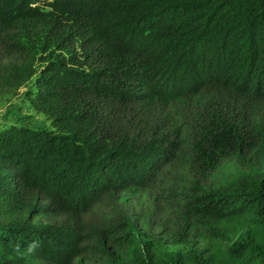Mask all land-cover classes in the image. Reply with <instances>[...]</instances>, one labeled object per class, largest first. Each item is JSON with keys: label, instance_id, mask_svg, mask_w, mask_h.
I'll list each match as a JSON object with an SVG mask.
<instances>
[{"label": "trees", "instance_id": "1", "mask_svg": "<svg viewBox=\"0 0 264 264\" xmlns=\"http://www.w3.org/2000/svg\"><path fill=\"white\" fill-rule=\"evenodd\" d=\"M28 86L0 264H264V0H0V96Z\"/></svg>", "mask_w": 264, "mask_h": 264}, {"label": "rangeland", "instance_id": "2", "mask_svg": "<svg viewBox=\"0 0 264 264\" xmlns=\"http://www.w3.org/2000/svg\"><path fill=\"white\" fill-rule=\"evenodd\" d=\"M29 86L23 89L19 95L0 96V126L24 124L34 129L50 127L45 116L37 113L26 97ZM233 171H235L234 168Z\"/></svg>", "mask_w": 264, "mask_h": 264}, {"label": "clouds", "instance_id": "3", "mask_svg": "<svg viewBox=\"0 0 264 264\" xmlns=\"http://www.w3.org/2000/svg\"><path fill=\"white\" fill-rule=\"evenodd\" d=\"M36 247H38V245L36 243H32V244L29 245L28 251L29 252H34Z\"/></svg>", "mask_w": 264, "mask_h": 264}]
</instances>
